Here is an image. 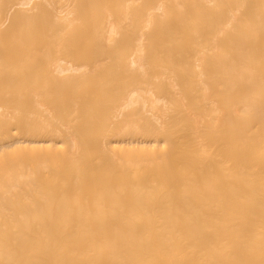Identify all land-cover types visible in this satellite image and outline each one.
Segmentation results:
<instances>
[{
    "label": "bare ground",
    "instance_id": "6f19581e",
    "mask_svg": "<svg viewBox=\"0 0 264 264\" xmlns=\"http://www.w3.org/2000/svg\"><path fill=\"white\" fill-rule=\"evenodd\" d=\"M0 264H264V0H0Z\"/></svg>",
    "mask_w": 264,
    "mask_h": 264
}]
</instances>
